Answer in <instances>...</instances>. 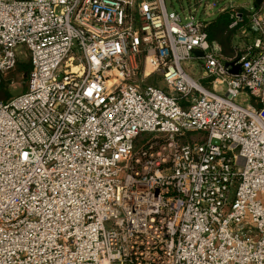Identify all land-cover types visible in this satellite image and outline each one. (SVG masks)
<instances>
[{"label":"built area","instance_id":"1","mask_svg":"<svg viewBox=\"0 0 264 264\" xmlns=\"http://www.w3.org/2000/svg\"><path fill=\"white\" fill-rule=\"evenodd\" d=\"M249 21L226 60L164 0H0V90L31 66L0 100V264H264V3Z\"/></svg>","mask_w":264,"mask_h":264},{"label":"rangeland","instance_id":"2","mask_svg":"<svg viewBox=\"0 0 264 264\" xmlns=\"http://www.w3.org/2000/svg\"><path fill=\"white\" fill-rule=\"evenodd\" d=\"M164 1L167 10L169 12L176 11L181 13L183 10H187V11L194 10L196 12V15L199 16V18L206 20L208 24L211 22V20L217 17L218 13L222 12L223 10L229 12L230 15L235 13L244 15V13L251 14L256 9H258V7H256L255 5V0H164ZM210 6L211 8H213L211 15L207 14L208 8ZM232 21L233 20L231 18L230 22ZM233 30L235 32L234 46L235 48H237L236 49L237 52L246 50L247 46L251 43H254V41L258 37V35L254 32L251 25L247 21L241 23L237 28ZM212 43L217 44L216 42H212ZM20 51H22V55H20V59L17 67L18 70L17 79L14 81V83H8L4 87V91H7L10 94L9 98H13L20 94H23L27 90V81L26 79L25 80L23 79L30 72V68H31L30 60L28 55L25 53L24 48H21ZM25 67L27 68L28 73H26L24 76H21L23 74ZM183 67L187 72V74L193 77L196 81L200 80L201 71H202V65L200 61L195 60L194 62L186 63L183 65ZM145 83L148 85H153L155 87H158L163 91L168 90L167 85L162 80V77L157 74L153 75ZM238 100L239 102H242L244 104L248 103V100L245 99L244 96L239 97ZM197 137L200 136L190 135L189 139H196ZM150 138L151 135L149 134L142 135L140 137L139 144H143L147 142Z\"/></svg>","mask_w":264,"mask_h":264},{"label":"trees","instance_id":"3","mask_svg":"<svg viewBox=\"0 0 264 264\" xmlns=\"http://www.w3.org/2000/svg\"><path fill=\"white\" fill-rule=\"evenodd\" d=\"M250 14L248 13H244L243 18H242V22H249V17ZM230 14L228 12H223L221 14H219V16L213 21L211 22L208 27H207V31L209 33L210 36V41L211 42H216L220 49H221V56L228 60L231 59L232 57H234L237 53L235 46H234V30L230 29L229 26L231 24L230 22ZM240 23V24H241ZM17 67L10 72L8 75L5 76L4 80H3V84L0 90V100L1 101H8L11 98H9V93L7 91H4V87L5 85H7L8 83H13L16 79H17ZM27 72V68L25 67L23 74L21 76H24ZM23 79V78H22ZM24 80V79H23Z\"/></svg>","mask_w":264,"mask_h":264},{"label":"water","instance_id":"4","mask_svg":"<svg viewBox=\"0 0 264 264\" xmlns=\"http://www.w3.org/2000/svg\"><path fill=\"white\" fill-rule=\"evenodd\" d=\"M263 3H264V0H255V5H256V7L261 6ZM196 55H200V56H202L201 53H196ZM239 70H240V67H237V68H235V69L232 71V73L237 74V73L239 72ZM26 77H27V75L25 76V79H26Z\"/></svg>","mask_w":264,"mask_h":264},{"label":"crops","instance_id":"5","mask_svg":"<svg viewBox=\"0 0 264 264\" xmlns=\"http://www.w3.org/2000/svg\"><path fill=\"white\" fill-rule=\"evenodd\" d=\"M210 7H211V6H210ZM212 9H213V8H208V12H207V13H208L209 15H211V13H212ZM223 12H226V10H223L222 12L218 13L217 17L219 16V14H221V13H223ZM228 13H229V12H228ZM229 14H230V13H229ZM249 14H250V13H249ZM197 17H199V16H197ZM217 17H216V18H217ZM230 17H231V15H230ZM242 17H243V15H242ZM216 18H215V19H216ZM215 19L211 20V22H213ZM204 21H206V20H204ZM211 22H210V23H211ZM210 23H209V24H210ZM207 24H208V23H207ZM209 24H208V25H209ZM249 24H250V21H249ZM218 46H219V45H218ZM195 55H196V54H195ZM196 56H197V57H201L200 55H196ZM205 85H206V87L208 86V88H211V85H210V84L205 83ZM209 86H210V87H209Z\"/></svg>","mask_w":264,"mask_h":264}]
</instances>
